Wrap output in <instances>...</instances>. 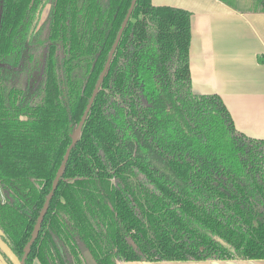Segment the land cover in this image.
I'll return each instance as SVG.
<instances>
[{
    "label": "trees",
    "instance_id": "16d2710c",
    "mask_svg": "<svg viewBox=\"0 0 264 264\" xmlns=\"http://www.w3.org/2000/svg\"><path fill=\"white\" fill-rule=\"evenodd\" d=\"M131 2L0 0V229L19 259ZM190 20L136 0L24 264L264 259V139L192 90Z\"/></svg>",
    "mask_w": 264,
    "mask_h": 264
},
{
    "label": "crops",
    "instance_id": "0c3cea01",
    "mask_svg": "<svg viewBox=\"0 0 264 264\" xmlns=\"http://www.w3.org/2000/svg\"><path fill=\"white\" fill-rule=\"evenodd\" d=\"M151 2L191 12L189 69L192 90L217 93L238 131L264 139V63L257 60L259 54H264V12L237 11L221 0ZM174 264H264V259L177 261Z\"/></svg>",
    "mask_w": 264,
    "mask_h": 264
},
{
    "label": "water",
    "instance_id": "95a60500",
    "mask_svg": "<svg viewBox=\"0 0 264 264\" xmlns=\"http://www.w3.org/2000/svg\"><path fill=\"white\" fill-rule=\"evenodd\" d=\"M135 2H136V0H132L131 4L129 6V9H128L126 15H125V18H124V20H123V22L121 24V27H120V29L118 31V34H117V36L115 38V41H114V43L112 45V48H111L110 52H109V55L107 57V60H106V62L104 64L103 69H102V71H101V73H100V75H99V77L97 79V82H96L95 86H94V89H93L92 94H91V96L89 98V101L87 103V106H86V108H85V110H84V112H83V114L81 116V119H80V121H79V123H78V125L76 127V130H75V132H74V134L72 136L71 143L68 146V148H67V150L65 152L63 161H62V163L60 164V166H59V168L57 170L56 176H55V178L53 180V183H52L51 190H50L48 196L46 197V200H45V202L43 204V207H42V209L40 210V212H39V214L37 216V220H36V223L34 225V228H33L32 234H31V237H30L29 241L27 242V244H26V246L24 248V253H23V255H22V257L20 259L17 258L12 253V251L10 250V248L8 247V245L1 238L2 236H4V234H3L2 230L0 229V251H2L11 260V262L13 264H24L25 257L28 254L32 243L34 242V240L37 237V234H38V231H39V227H40L41 221H42L43 216H44V214H45V212L47 210V207H48V203H49V201H50V199H51V197L53 195L54 190L57 187V184H58L59 179L63 175L64 169H65V165H66V161H67V159L69 157V154H70V150L73 148L74 144L79 139V135H80V132H81L83 123L85 121V118L87 116V113H88V111H89V109H90V107H91V105H92V103H93V101L95 99V96L97 94V91H98V89L100 87V84H101V82L103 80V77H104V75L106 73V70H107L108 65L110 63V60L112 58V55H113V53H114V51L116 49V46L118 44V41H119V39L121 37V34L123 32V29L125 28L126 23H127L128 19L130 17V13H131V11L133 9V6H134V3ZM0 263L1 264H8L5 261V259H4V257H3V255H2L1 252H0Z\"/></svg>",
    "mask_w": 264,
    "mask_h": 264
},
{
    "label": "rangeland",
    "instance_id": "374dc122",
    "mask_svg": "<svg viewBox=\"0 0 264 264\" xmlns=\"http://www.w3.org/2000/svg\"><path fill=\"white\" fill-rule=\"evenodd\" d=\"M244 2V1H243ZM243 6H245V7H249L250 6V4H249V1H245L244 2V5H242V7ZM46 12H47V7L45 8V12L43 13V17H44V15L46 14ZM85 255H86V258H87V260L91 263V264H93V262H92V260H91V258H90V256H89V254L87 253V252H85ZM175 262H177V261H175ZM174 261L171 263V264H174L175 263ZM180 262H182V261H180ZM192 262V261H191ZM195 262H198V261H195ZM1 264V263H0Z\"/></svg>",
    "mask_w": 264,
    "mask_h": 264
},
{
    "label": "flooded vegetation",
    "instance_id": "af4514ba",
    "mask_svg": "<svg viewBox=\"0 0 264 264\" xmlns=\"http://www.w3.org/2000/svg\"><path fill=\"white\" fill-rule=\"evenodd\" d=\"M1 238L3 239L4 236H2ZM3 241H4V240H3ZM0 252L2 253V255L4 254L2 251H0ZM3 257H4V256H3ZM4 259H5V258H4ZM5 261H6V260H5ZM37 263L40 264L38 260H35V261L33 262V264H37ZM12 264H13V263H12Z\"/></svg>",
    "mask_w": 264,
    "mask_h": 264
}]
</instances>
